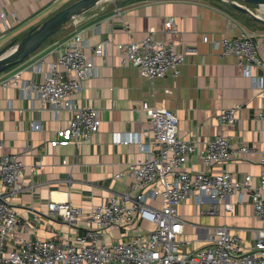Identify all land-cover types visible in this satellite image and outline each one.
<instances>
[{
	"label": "crops",
	"instance_id": "obj_1",
	"mask_svg": "<svg viewBox=\"0 0 264 264\" xmlns=\"http://www.w3.org/2000/svg\"><path fill=\"white\" fill-rule=\"evenodd\" d=\"M73 1L0 0V48L20 39L32 26ZM241 2L251 8L248 2ZM228 5L218 0H104L68 21L22 62L0 73L1 77L43 59L39 71L27 68L22 75L23 80L41 78L56 57L52 49L78 31L86 42L84 51L92 56L97 68L71 95L77 106L98 108L101 117L90 140L79 144L50 145L57 130L68 126L69 110L55 114L20 85L0 87V152L16 154L24 163L22 183L36 182L32 190L12 199L15 209L30 224V236L60 239L76 231L60 216L49 213L48 202L69 201L87 211L129 186L131 177L117 174L125 170L129 161L145 157L146 151L137 142H123L114 136L131 132L149 143L153 129L148 112L142 108L143 101L173 110L178 116L177 134L194 140L197 151L203 150L216 133L230 139L235 151L229 160L206 166L194 153L185 164L187 169L220 172L225 168L237 178L250 173L251 183L257 184L264 148V120L258 117L264 108V70L255 65L251 68L252 75L262 80L263 87L257 88L235 56L221 55L218 42L224 33L234 36L248 28L255 33L257 52L264 61V20L249 26L248 14ZM3 12L7 18L1 15ZM169 16L173 17L174 30L164 26ZM151 30L157 37L173 41L176 49L186 54L177 76L167 74L150 80L143 78L137 67L120 62L115 44L141 40ZM103 39L108 40L103 53L94 54L91 46ZM236 105L235 120L219 124V110ZM32 122L39 123L40 128H32ZM241 144L251 149L237 150ZM32 165L34 171L30 170ZM227 200L233 204V211H225L224 201L218 200L219 211L214 215L200 214L193 197L178 205L179 215L186 220L179 236L183 250L204 246L211 226L217 224L229 225L245 249L252 246L256 228L263 221L253 213L248 196L239 202L236 194H231ZM209 205L206 200L201 207ZM83 226L80 218L77 227ZM151 226L142 223L144 228ZM134 231L112 227L106 239L127 237Z\"/></svg>",
	"mask_w": 264,
	"mask_h": 264
},
{
	"label": "built area",
	"instance_id": "obj_2",
	"mask_svg": "<svg viewBox=\"0 0 264 264\" xmlns=\"http://www.w3.org/2000/svg\"><path fill=\"white\" fill-rule=\"evenodd\" d=\"M3 17L4 12L1 14ZM13 17H16L13 15ZM124 26H127L125 24ZM166 30H174L172 16L164 22ZM107 39L92 45L94 54H102ZM218 44L221 55H233L242 64L245 74L251 75L253 84L262 88L259 76H253L252 66L264 70V61L258 55L255 33L246 28L234 36L224 33ZM80 31L60 42L52 51L56 57L41 78L23 80V72L29 68L39 71L43 59L14 69L0 77V87L22 86L28 93H34L40 103L47 105L57 114L62 109L71 112L68 126L59 128L50 145L79 144L90 140L99 128L101 117L94 106H77L71 95L81 88L82 81L97 72L91 55L86 54ZM119 50L120 62L138 68L139 74L153 80L167 74L177 76L185 62L186 54L176 49L173 41L161 39L151 30L141 40H130L115 44ZM236 106L221 108L217 114L219 124L235 120ZM148 112V121L153 136L148 144L138 134L127 133L114 138L123 142H137L146 151L143 158L129 161L124 171L131 177L129 186L121 192L111 194L107 199L95 203L89 210L69 201L48 202V211L57 215L76 231L60 239H40L29 235L30 224L12 204L19 193L32 190L34 181L22 183L24 163L16 154L0 152V264H264V148L260 163L262 170L256 185L251 183L252 174L234 177L223 168L220 172L210 170L192 171L186 168L191 154L196 153L206 166L229 160L235 148L228 136L216 133L203 150L197 151L194 140L179 136L177 114L164 106L142 102ZM258 117L264 120V108ZM31 127L40 128L32 122ZM251 148L246 144L238 146L241 152ZM64 163L66 159L62 160ZM34 171V165L30 167ZM236 194L239 202L248 196L253 204V213L263 221L256 228V237L248 249L242 245L237 234L227 224L210 228L204 246L187 251L181 247L179 238L186 221L178 213V205L193 197L200 214H217L216 201H224V210L234 207L227 198ZM209 201L208 207L201 204ZM154 201V202H152ZM158 202V203H156ZM84 226L79 228V219ZM143 222L152 224L142 227ZM129 228L131 235L119 239H106L109 228Z\"/></svg>",
	"mask_w": 264,
	"mask_h": 264
},
{
	"label": "water",
	"instance_id": "obj_3",
	"mask_svg": "<svg viewBox=\"0 0 264 264\" xmlns=\"http://www.w3.org/2000/svg\"><path fill=\"white\" fill-rule=\"evenodd\" d=\"M104 0H74L68 5L56 10L43 21L32 26L18 40H11L0 48V73L22 62L42 43L61 29L68 21L95 7ZM226 1L233 8L246 13L257 20L264 17L256 13L241 1L253 3L264 9V0H218Z\"/></svg>",
	"mask_w": 264,
	"mask_h": 264
},
{
	"label": "rangeland",
	"instance_id": "obj_4",
	"mask_svg": "<svg viewBox=\"0 0 264 264\" xmlns=\"http://www.w3.org/2000/svg\"><path fill=\"white\" fill-rule=\"evenodd\" d=\"M248 4H249V6L256 12V13H258L259 15H261V16H263L264 17V9H262V8H260L259 6H257V5H255V4H253V3H249L248 2ZM228 6H230V5H228ZM230 8H232L231 6H230ZM232 10H235V9H232ZM247 21H248V23H249V25L250 24H252V21H250L249 19H247ZM246 24V23H245ZM247 26H248V24H246ZM248 29V28H247ZM21 38V37H20Z\"/></svg>",
	"mask_w": 264,
	"mask_h": 264
},
{
	"label": "trees",
	"instance_id": "obj_5",
	"mask_svg": "<svg viewBox=\"0 0 264 264\" xmlns=\"http://www.w3.org/2000/svg\"><path fill=\"white\" fill-rule=\"evenodd\" d=\"M231 7H232V6H231ZM232 8H233V7H232ZM233 9H235V8H233ZM248 19H249L250 21H252V24L255 23V22H258V21H259V20L255 19V18L251 17L250 15H248ZM252 24H250L249 26H251Z\"/></svg>",
	"mask_w": 264,
	"mask_h": 264
}]
</instances>
